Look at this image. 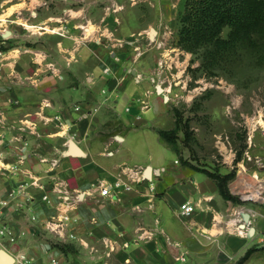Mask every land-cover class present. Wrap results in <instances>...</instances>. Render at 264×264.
<instances>
[{"label":"crops","instance_id":"0c3cea01","mask_svg":"<svg viewBox=\"0 0 264 264\" xmlns=\"http://www.w3.org/2000/svg\"><path fill=\"white\" fill-rule=\"evenodd\" d=\"M6 3L0 0V199L21 236L1 248L13 264L22 255L31 264L53 258L62 264H264V201L245 196L256 183L238 184L240 201L225 198L213 177L171 155L176 150L159 133L174 128L176 117L157 44L131 55L137 40L128 39L117 49L107 37L116 24L113 12L89 0L57 12L44 8L38 21L58 31L36 48L16 17L28 25L34 20L8 14L19 7ZM21 3L27 8V0ZM126 168L140 169L145 179L101 196V182L129 181ZM187 201L195 210L185 216L180 206ZM244 211L250 212L245 226ZM65 212L70 221L62 235L49 232L46 224Z\"/></svg>","mask_w":264,"mask_h":264},{"label":"rangeland","instance_id":"374dc122","mask_svg":"<svg viewBox=\"0 0 264 264\" xmlns=\"http://www.w3.org/2000/svg\"><path fill=\"white\" fill-rule=\"evenodd\" d=\"M24 1L7 0L6 4L18 3L19 7L16 10L7 9V13L14 11L16 16L22 14L34 20V24L28 21V25L23 17H16L26 24L36 48L38 44L41 47L46 43L44 36L47 33L57 34L58 31L56 27L38 21L40 15L46 12L44 8L57 12L64 5L85 6L89 3V0H77L75 3L72 0H27V8L21 9V5L25 4L20 2ZM185 2L97 0L96 6L114 14L116 24L113 33L107 37L117 43V49L126 46L128 39L137 40V47L128 52L131 55L146 50L148 42L157 44L161 54L158 70L161 69L160 62L164 61L166 64L162 72L171 78L173 85L172 109H178L190 126V138H186L182 129L178 131L177 154L173 152L171 155L179 158L183 165L191 163V159L200 168L211 171L226 168L228 172H234L229 188L237 192L236 196H243L238 184H264V25L254 35L249 51L237 65L227 72L216 70L211 73L201 67L200 53L187 51L179 44L180 17ZM31 9L39 11V15H33ZM122 12L125 13V20V16L129 18L124 30L121 29L122 24L119 25ZM140 16L146 20L137 25L135 21ZM93 30L87 29L86 32L93 33ZM228 31V28L225 29L224 35ZM155 152H159L157 146ZM253 199L264 201L260 197Z\"/></svg>","mask_w":264,"mask_h":264},{"label":"trees","instance_id":"16d2710c","mask_svg":"<svg viewBox=\"0 0 264 264\" xmlns=\"http://www.w3.org/2000/svg\"><path fill=\"white\" fill-rule=\"evenodd\" d=\"M179 44L187 51L200 53L201 67L209 72H227L249 51V43L264 25V0H186L180 17ZM229 29L224 35V30ZM176 126L160 129L161 136L177 151L178 131L190 138L188 120L174 109ZM195 169L213 177L220 193L227 199L240 201L229 188L234 172L211 171L189 163ZM63 249L65 245H61ZM249 249L243 260L252 253Z\"/></svg>","mask_w":264,"mask_h":264},{"label":"built area","instance_id":"2783aa9c","mask_svg":"<svg viewBox=\"0 0 264 264\" xmlns=\"http://www.w3.org/2000/svg\"><path fill=\"white\" fill-rule=\"evenodd\" d=\"M164 61L160 62L161 71L165 67ZM77 110L80 107L77 105L75 107ZM124 175L127 177L129 181H126L124 177H120L117 180L113 181L112 183H100V194L103 197H110L114 193H117L120 190H130L132 189V181H141L145 179L140 172V169H131L126 168L123 170ZM134 173V174H133ZM47 198V196H45ZM79 200V195L76 196ZM7 205V202L3 199H0V248L5 244V242L15 243L19 240L21 234L16 233L13 228L8 224L4 216V208ZM181 213L185 216L191 215L193 213L194 205L191 204L189 201L182 203L180 206ZM57 219L59 221H57ZM57 219H53L46 224V229L54 234L62 235V231L65 228V223L70 221V214L65 212L61 215V217H57ZM71 238H75L74 235H71ZM260 242L264 243V232L260 236ZM111 250L114 249V246L108 245ZM180 259L185 260V256L180 255ZM21 264H31V261L26 258L25 255L21 257ZM48 264H62L58 258H53Z\"/></svg>","mask_w":264,"mask_h":264},{"label":"water","instance_id":"95a60500","mask_svg":"<svg viewBox=\"0 0 264 264\" xmlns=\"http://www.w3.org/2000/svg\"><path fill=\"white\" fill-rule=\"evenodd\" d=\"M158 89H159V91H162V86L158 85ZM71 147H72V149H77L75 146V143L73 141L71 143ZM74 151H79V150H74ZM151 170H152V167L148 166L146 169V176H148V177L150 176ZM249 219H250V212L244 211L243 212V220H244L243 226L246 225V223L249 221ZM0 259H2V262L0 264H13L15 262V258L13 257V255L10 254L4 248L0 249Z\"/></svg>","mask_w":264,"mask_h":264},{"label":"bare ground","instance_id":"6f19581e","mask_svg":"<svg viewBox=\"0 0 264 264\" xmlns=\"http://www.w3.org/2000/svg\"><path fill=\"white\" fill-rule=\"evenodd\" d=\"M89 31H91V29H89ZM154 32H156V31L154 30ZM260 185H261V187H260ZM253 186H255V184ZM255 187H257V190L247 189L246 190V193H245V196H247V197H250L251 196V197L264 198V196H261L262 190H264V184H261V183L259 184L258 183V184H256Z\"/></svg>","mask_w":264,"mask_h":264}]
</instances>
